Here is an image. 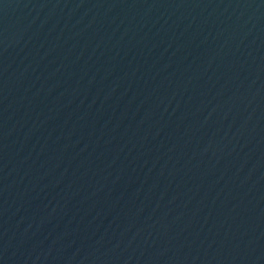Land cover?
<instances>
[{
	"label": "water",
	"instance_id": "1",
	"mask_svg": "<svg viewBox=\"0 0 264 264\" xmlns=\"http://www.w3.org/2000/svg\"><path fill=\"white\" fill-rule=\"evenodd\" d=\"M0 264H264V0H0Z\"/></svg>",
	"mask_w": 264,
	"mask_h": 264
}]
</instances>
